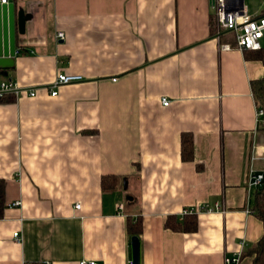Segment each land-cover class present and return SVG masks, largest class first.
Masks as SVG:
<instances>
[{
    "label": "crops",
    "instance_id": "0c3cea01",
    "mask_svg": "<svg viewBox=\"0 0 264 264\" xmlns=\"http://www.w3.org/2000/svg\"><path fill=\"white\" fill-rule=\"evenodd\" d=\"M11 2L26 32L12 39L0 22L15 53L0 79L36 95L0 103V264H131L134 236L141 264H253L264 225L247 179L264 168V126L252 83L264 64L215 34L210 0ZM246 8L264 15V0ZM58 74L83 80L52 97ZM215 203L223 213L180 220Z\"/></svg>",
    "mask_w": 264,
    "mask_h": 264
},
{
    "label": "built area",
    "instance_id": "2783aa9c",
    "mask_svg": "<svg viewBox=\"0 0 264 264\" xmlns=\"http://www.w3.org/2000/svg\"><path fill=\"white\" fill-rule=\"evenodd\" d=\"M12 3L11 0H0V6L3 4ZM214 27L215 34L220 36L222 33H230L235 36L236 49H240L243 52H254L264 49V15L251 17L248 14L244 0H214ZM58 40L64 39V33L57 35ZM221 50L230 51L231 46L225 44L221 46ZM82 76L58 74L54 81V86L50 89V95L56 97L59 94V88L64 85L79 83L82 81ZM20 92L28 93L30 97H35L36 91L27 92L26 90H19L18 85L12 80H1L0 79V99L7 95H16ZM170 101L163 99L164 107H168ZM264 111L261 109L257 110V122H263ZM261 160L264 166V154L261 156ZM248 191L250 194L255 193L264 183V168L256 171L251 169L248 176ZM14 206H20V203H15ZM77 209L81 206L77 205ZM118 210L122 212L124 205L119 204ZM248 212H251L248 208ZM215 212H224L220 203H215L214 206L208 204L200 207H189L185 208L180 214V220L183 221L187 216H197L200 213L214 214ZM14 238L17 242H20L19 233H15ZM242 259L241 254H236L231 258L225 259V264H239ZM79 264H98L95 261L84 260ZM132 264V262H131Z\"/></svg>",
    "mask_w": 264,
    "mask_h": 264
},
{
    "label": "trees",
    "instance_id": "16d2710c",
    "mask_svg": "<svg viewBox=\"0 0 264 264\" xmlns=\"http://www.w3.org/2000/svg\"><path fill=\"white\" fill-rule=\"evenodd\" d=\"M213 31L215 32V27L213 25ZM254 54V58L259 60L261 63L264 64V49L260 51L249 52ZM252 92L254 93V98L256 102V106L258 109L264 111V78L260 80H256L252 83ZM10 98L9 95L0 99V103L6 102V100ZM263 126H264V118H263ZM182 154L183 159L189 160L192 159L194 156L193 153V140L188 137L183 136L182 142ZM117 178L116 177H107L102 180V185L104 189H112L115 188L117 185ZM4 182L0 181V219L3 217L4 210L6 208L5 197H4ZM254 203L251 207L252 213L262 221L264 225V183L263 185L258 188V190L254 193ZM190 217V216H187ZM184 219V222L188 218ZM194 217V216H192ZM169 226H172V222L169 223ZM196 224L192 225L193 230L196 229ZM174 229H179L177 226H172ZM248 254L254 256L253 264H264V234L260 239V242L254 246L251 250L248 251ZM42 264V263H40Z\"/></svg>",
    "mask_w": 264,
    "mask_h": 264
},
{
    "label": "water",
    "instance_id": "95a60500",
    "mask_svg": "<svg viewBox=\"0 0 264 264\" xmlns=\"http://www.w3.org/2000/svg\"><path fill=\"white\" fill-rule=\"evenodd\" d=\"M211 6L214 5V0H210ZM16 20V23H15ZM8 21L10 26V32H11V38H14L15 30L17 29L18 34L24 35L26 32V21L27 16L25 14V11L18 10L17 17L14 12V4H3V6L0 7V22ZM0 33H1V27H0ZM1 36V34H0ZM15 57V53L12 54L11 58L10 56L6 55L4 51L2 50V43L0 41V75L1 71L5 68V63L8 62V60H12V58ZM132 243V264H141V258H140V247L141 243L139 242V238L134 236L131 239Z\"/></svg>",
    "mask_w": 264,
    "mask_h": 264
},
{
    "label": "rangeland",
    "instance_id": "374dc122",
    "mask_svg": "<svg viewBox=\"0 0 264 264\" xmlns=\"http://www.w3.org/2000/svg\"><path fill=\"white\" fill-rule=\"evenodd\" d=\"M253 2H254V0H245V4L246 5H249V6H251V5H253ZM252 14V13H251ZM263 44H264V41H263ZM10 96V95H9Z\"/></svg>",
    "mask_w": 264,
    "mask_h": 264
}]
</instances>
